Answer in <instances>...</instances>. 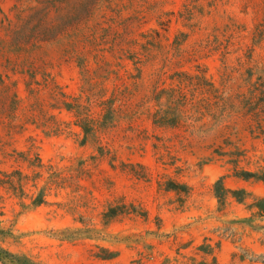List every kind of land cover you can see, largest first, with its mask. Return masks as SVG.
<instances>
[{
	"label": "rangeland",
	"instance_id": "1",
	"mask_svg": "<svg viewBox=\"0 0 264 264\" xmlns=\"http://www.w3.org/2000/svg\"><path fill=\"white\" fill-rule=\"evenodd\" d=\"M236 165L264 170V0H0V264H264Z\"/></svg>",
	"mask_w": 264,
	"mask_h": 264
},
{
	"label": "trees",
	"instance_id": "2",
	"mask_svg": "<svg viewBox=\"0 0 264 264\" xmlns=\"http://www.w3.org/2000/svg\"><path fill=\"white\" fill-rule=\"evenodd\" d=\"M243 153L237 154L240 157ZM238 164L239 159L234 161ZM236 165V173L235 176L242 177L244 179H256L258 181H264V170L253 171L248 169H237ZM217 196L220 199H226L229 195L235 197L238 201L244 202L249 196L245 189H230L225 187L223 183V179L219 180L216 184ZM248 210L251 211L252 216L249 218L253 221L254 217L260 216L264 217V196L254 197V201L248 205ZM258 227H260L258 225ZM200 251H202L207 256H211V259L204 257L202 259H197L196 257H191L189 260L183 262L182 264H217V257L215 255V246L211 243H203L197 247ZM255 261H260L264 263V254L260 255ZM171 260L166 259L164 264H170Z\"/></svg>",
	"mask_w": 264,
	"mask_h": 264
}]
</instances>
